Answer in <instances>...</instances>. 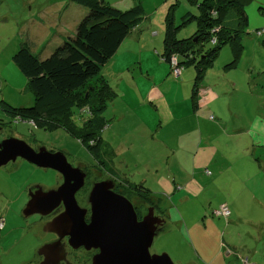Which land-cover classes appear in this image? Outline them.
<instances>
[{"label":"rangeland","instance_id":"1","mask_svg":"<svg viewBox=\"0 0 264 264\" xmlns=\"http://www.w3.org/2000/svg\"><path fill=\"white\" fill-rule=\"evenodd\" d=\"M105 1L122 11L139 5L145 11L144 19L102 70L111 87L119 93V97L110 100L101 112L108 126L102 136L109 143L111 141L115 149L119 147L113 167L119 180L130 179L133 184L145 182L155 193L165 191L163 181L173 163L160 155L164 150L159 141L168 136L172 143L174 130L187 129L184 122L192 124V119L180 121L188 113L187 106L192 109L195 93L200 101L201 108L197 110L200 122L210 120L217 124L221 119L220 113L225 119L235 116V122L256 121L259 137L264 139V34H259L264 30V0H251L246 6L248 24L242 28L243 33L237 40L243 47L241 58L235 57L232 42L227 43L215 60L213 71L199 81V91L195 93V66H184L182 76H176L170 63L163 61L165 31L161 25L169 15L178 39H192L199 29V3L203 0ZM67 2L70 4L71 0H0V122H3L9 136L23 139L31 147L37 144L48 150L63 152L72 162L98 165L99 161L83 144L63 128L48 132L34 130L27 123H16L5 112L8 107L32 106L35 100L27 78L14 63V56L22 44L26 43L37 55L43 52L50 56L53 51L41 48L38 44L41 40L37 43L32 28L34 16L44 20L45 15L42 14H50L53 24L59 23L67 9ZM72 8L75 9L68 14V17L71 14L73 17L66 38L74 36L77 25L88 13L87 9L76 4ZM224 24L236 30L241 28L235 10L227 12ZM39 30L41 36L48 37L50 34L45 32L50 31L47 26ZM58 35L60 32L55 29L48 42L56 40ZM203 45L204 52L214 47L211 42ZM148 92L153 97L162 93L166 105L170 103L175 109L174 120L171 117L170 121H163L166 123L163 135L158 132L156 109L151 104H145V100L151 101L146 98ZM203 97L208 107H202ZM2 105H7V108ZM162 114L163 118L168 115L164 109ZM73 121L81 128L84 126V119L77 111ZM204 126L205 131L210 127L207 123ZM3 135L1 133L0 137ZM250 136L245 135L244 142L226 135L219 136L214 151L218 154L217 165L210 163V168H206L205 161H202L200 168L196 169V177L187 176L185 179L189 182L195 180L197 186L192 189L198 191L196 195L199 197L198 202L188 204V209H180L183 212L191 210L190 222L182 226L180 210L170 209L171 221H166L162 232L155 238L150 250L152 254L166 253L175 264H245L243 259H249L250 264L264 263V144L252 150L254 144ZM109 143L108 148L111 146ZM241 149L246 151L248 159L255 154L261 162L252 164L251 160L234 159L243 157ZM153 157L158 160L152 161ZM104 159L107 160V156ZM148 165L150 169L146 170ZM176 167L177 164L171 171L174 172ZM259 171L261 175L254 182L250 173L257 174ZM60 180L57 172L34 167L22 159L0 168V223L5 221V229L0 231V264L39 263L37 252L53 235L43 231V222H39L37 215L25 218L22 212L28 203L31 186L51 190ZM244 182L246 184L242 185ZM222 204H227L231 210L232 216L228 219L215 215ZM87 255L75 252L70 258L74 264L82 261L89 264Z\"/></svg>","mask_w":264,"mask_h":264},{"label":"trees","instance_id":"2","mask_svg":"<svg viewBox=\"0 0 264 264\" xmlns=\"http://www.w3.org/2000/svg\"><path fill=\"white\" fill-rule=\"evenodd\" d=\"M250 1H201L199 29L192 39H178L173 19L169 15L166 17L162 59L171 65V58L176 57L182 67V74L184 66H195L197 75L193 93L199 89V81L204 80L208 71L213 69L215 60L227 43L232 42L235 57L241 58L243 47L237 40L243 33L242 28L248 24L246 6ZM70 4L88 10L74 36L62 39L56 37V40L41 47L51 48L53 51L50 56L43 52L37 55L26 43L22 44L14 56V63L27 78L28 87L34 94L33 105L22 108H7V105L2 107L7 108L5 112L16 123H27L34 130L48 132L63 128L99 161L102 171L118 177L113 168L118 156L114 152L113 143H109L102 136L108 126L101 112L110 100L119 97V93L111 87L102 70L113 60L122 43L144 19L145 11L140 5L122 11L105 0H71ZM229 10L236 11L240 29L225 26L224 18ZM56 32L58 33V29ZM213 39L216 43H213ZM58 40L60 42L55 44ZM205 42H211L214 47L204 52ZM196 96L195 93L193 103H196ZM76 111L84 119L82 128L73 121ZM211 119L215 120V117L211 116ZM108 143L111 145L109 148ZM103 150L105 151L101 152ZM106 156L107 160L104 159ZM104 161L108 162L105 164ZM122 181L128 197L139 196L150 204L156 203V197L144 184H133L130 179ZM244 262L247 264L248 259Z\"/></svg>","mask_w":264,"mask_h":264},{"label":"water","instance_id":"3","mask_svg":"<svg viewBox=\"0 0 264 264\" xmlns=\"http://www.w3.org/2000/svg\"><path fill=\"white\" fill-rule=\"evenodd\" d=\"M19 159L37 168L53 170L63 181L59 188L30 193V200L23 210L25 217L48 216L61 204L65 207V211L44 228L45 233H54L59 240L43 245L37 254L44 259L36 264H71L61 244V239L66 236L73 249L101 250L93 257L92 264H175L168 254L150 251L166 222L154 215V208L139 221L131 201L113 191L114 182H100L90 193L91 222L86 224V211L76 200L87 176L82 169L74 168L63 152L53 153L46 147L36 150L27 141L12 136L0 142V168Z\"/></svg>","mask_w":264,"mask_h":264},{"label":"crops","instance_id":"4","mask_svg":"<svg viewBox=\"0 0 264 264\" xmlns=\"http://www.w3.org/2000/svg\"><path fill=\"white\" fill-rule=\"evenodd\" d=\"M59 2L61 3L63 1H59ZM65 6L66 7L69 6V7L62 14V17L59 20L60 22L56 24H53V22L50 20V18H52V15L50 14L43 13L42 16L45 15L44 20L43 18L34 16L33 19L35 23L33 26V33H35V38L37 40V43L38 41L41 40V42L38 43L40 47H43L46 43H49L48 40L50 39L51 34L55 29H58V32H60L58 39H62L66 37V33L69 32L70 30V24H71V20L73 17L72 14L71 16L68 17V14L70 11L71 13L72 11H74L75 8L73 9L72 7H75V5L69 4L67 2ZM45 26L49 27L50 29V31L48 30L45 31L46 33L48 32L50 33L48 37L41 36V32L39 30V28H43ZM161 26L163 27L165 31V28H166L165 19H164V24H162ZM53 27L55 28L54 30H52ZM76 29H75V32H76ZM59 42L60 41L58 40L55 44H58ZM212 71H213L212 69L209 70L207 75H209V73H211ZM219 72H221V69L219 70ZM211 79L207 78V80H211ZM230 84L234 85L232 82H230ZM212 86L215 88L214 85ZM163 97L164 96L162 93H160L158 97H153L152 93L148 92L146 98H150L151 101L145 100V104L146 103L147 105L151 104L156 109V112L154 111V113L156 117L158 118V132L160 135L161 134L163 135L164 133L163 128L164 126H166V123H163V121L168 122L170 121L171 117L174 120L173 116L175 112V109H173L170 106V103L166 105ZM202 100H203L202 107H208L209 106L208 102L204 100V97L202 98ZM198 108L199 109L201 108L199 98H197L196 103L192 102L193 110L189 106H187L186 112L188 113L185 114L183 119L181 117L182 121L180 122H184L188 119H192V124H187L184 122L187 129H184L182 131L181 129L174 130V134H173L174 141L172 143L169 142L168 136H164V138L159 141L160 145L163 144V150H164L162 154L160 155L167 157L169 161H172L173 164L171 166V169H174L175 165L177 164V167L175 168L174 172H172L171 169H169V175H166L165 180L163 181L164 183L163 187L165 191L162 193H155L153 190H151L146 185L145 182L140 183V184H144L145 186H147L151 190L153 195L156 197V201L158 202V205L161 208V210L164 212L165 220L167 222L171 221L170 219L172 218V215L170 214V209L177 208L179 210L180 209L185 210L186 208L188 209L189 203L198 202L199 197H198V194L196 195V192L198 191H195L192 189L193 187L197 186L195 180H192L189 182V181H185V179L187 176L191 177L192 179H194L193 177H196V169L200 168L199 166L202 161H205L206 168H210V163H212V165H217L218 154H216L214 151L217 149L218 140L220 139L219 137L220 135L221 136L226 135L227 137L237 139L240 142L246 141V138L244 137L245 135L247 136L255 135L254 137H251V136L249 137L254 144V146H251L252 150L256 148V146L260 147L262 144H264V139L259 137L258 124L256 121H253L251 123H246L244 121L235 122V116L234 118L225 119L224 116L222 117L221 113L219 114L220 115L219 117H221V119L219 120L217 124H214L210 120L209 122H207L208 120L204 122L210 126L209 129L206 130L207 131L206 132L203 129L205 127L204 123L200 122V116H198L199 111H197ZM162 109H164L168 114L167 117L165 118H163ZM210 109L211 108H208V110ZM154 139L155 141L157 140V138H154ZM205 142L207 143L206 146H205ZM203 146H205V148H203ZM118 150H119V147L117 149H114V152L117 155H118L117 153ZM241 155L243 157H235L234 159L239 160L242 158V160H251L250 162H252V164L256 161L258 163L261 162L260 159L255 158L256 156L255 154H251L249 156V159H248V156H246L247 155L246 151H243ZM153 158L154 160L152 161L158 160V159H155V157ZM158 158L160 159L161 157L158 156ZM189 167L192 169L185 171ZM148 168L150 167L147 166L146 170ZM260 175H261V171H259V173L257 174H255L254 172L250 173V176L254 182L256 179H258V177H260ZM251 178L249 180H251ZM245 184L246 182H244L242 185H245ZM172 187L175 189L174 193H173ZM169 193L171 195H168ZM253 200L256 203H259L257 199L253 198ZM179 212L182 216L183 222L182 223L180 222L182 226L186 224L187 222H190V219L192 218L191 210L189 212L188 211L183 212L180 210ZM193 216L196 217V215H193ZM231 216H232V213H231ZM245 260L246 259L242 260V262H244ZM209 261L212 262V260L210 259ZM247 264H250L249 259H248ZM255 264H259V263H255ZM260 264H264V263H260Z\"/></svg>","mask_w":264,"mask_h":264},{"label":"flooded vegetation","instance_id":"5","mask_svg":"<svg viewBox=\"0 0 264 264\" xmlns=\"http://www.w3.org/2000/svg\"><path fill=\"white\" fill-rule=\"evenodd\" d=\"M0 125H2L1 127L3 128L0 131V135H1V133H4L3 137L2 138L0 137V142H2L4 139H7L11 136H9L8 133H6V127L4 126L3 122H0ZM32 147L36 150H39L40 148H42V146L37 145V144L35 146H32ZM49 151H51L53 153L56 152L53 150H49ZM67 158H68V161L71 163V165L74 168L78 167V168L82 169L87 174L84 187L82 189H80L79 192L76 194V200H77L79 206L82 209H85V211H86L85 218H84V221L86 224H89L91 222L90 218H91L92 212H91V204L89 202L90 193H91L95 184L100 183V182H105V181H113L114 186H115L113 191L117 194H120V195L126 197L129 201H131V203L135 207L139 221H141L145 217V215L148 213L150 208H154V215L156 217L161 218V219H165L164 212L159 207L158 202H156L155 204H150L149 202H147L146 200L142 199L139 196L134 197V198L132 196L128 197V195L126 194V191H125V187L122 183L123 181L119 180L118 177L115 176L113 173H109L108 171L101 172L102 169L100 168L99 165L87 164V163L80 162V161L75 163V162H72L68 156H67ZM24 162H26V161H24ZM58 176H60L61 180L58 184L55 185V188H59L63 184L62 176L59 173H58ZM39 189L43 190L44 192L49 191V190L45 189L43 186H31L28 189V201L30 200L31 194H35V192H37ZM133 199H135V201ZM64 211H65V207L63 204H61L58 208H56L48 216L37 215L38 219H40L39 222H43V225H42L43 231H44V228H45L47 223H49L51 220H53L55 217H57L58 215H60ZM22 215H23V212H22ZM23 217H25V216L23 215ZM25 218H28V217H25ZM164 226H165V224H164ZM68 228H69V226H68ZM4 229H5V225H4L3 230ZM63 231L65 232L66 229ZM67 231H68V229H67ZM48 234L53 235L52 239L48 243H52V242L59 240L58 235H56L54 233H48ZM48 243H46V244H48ZM61 244L63 246L64 252H66V254H67V261L70 262L71 264H74V263L71 261L70 257L72 255H75V252H83L85 255L89 254V255H87V258L89 259V264H92L93 257L95 255H97L99 252H101V250L98 248H96V249L92 248L91 250H87L85 247H81L79 249H73L69 245V236L63 237L61 239ZM38 252H39V250H38ZM43 259H44V257L40 256L39 257V263L42 262ZM62 264H66V262H62ZM76 264H87V263L85 261L84 262L82 261V263L78 262Z\"/></svg>","mask_w":264,"mask_h":264},{"label":"built area","instance_id":"6","mask_svg":"<svg viewBox=\"0 0 264 264\" xmlns=\"http://www.w3.org/2000/svg\"><path fill=\"white\" fill-rule=\"evenodd\" d=\"M259 34L260 35L264 34V30L259 32ZM213 43H216L215 39H213ZM170 62H171V66H172V69H173V73L176 76H180L182 74V67L179 66L177 58L176 57H172ZM215 215L219 216V217H223L225 219H228L230 217V215H231V210H230V208H229V206L227 204H222L221 207L219 208V210H217L215 212ZM3 221H4V219H3ZM3 225H5V221H4V223H0V228H2ZM1 230H3V229H1Z\"/></svg>","mask_w":264,"mask_h":264}]
</instances>
